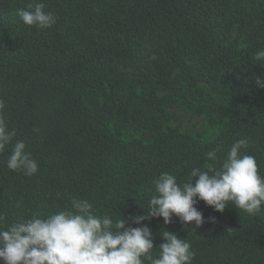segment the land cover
I'll list each match as a JSON object with an SVG mask.
<instances>
[{"label":"trees","instance_id":"1","mask_svg":"<svg viewBox=\"0 0 264 264\" xmlns=\"http://www.w3.org/2000/svg\"><path fill=\"white\" fill-rule=\"evenodd\" d=\"M36 2L51 28L20 20ZM258 50L264 0H0V117L16 133L0 152V227L75 211L78 197L97 216L146 224L154 257L167 230L190 243L191 264H264V205L220 213L197 198L199 228L131 220L162 173L189 182L208 151L221 148L219 168L241 138L264 177ZM17 140L38 163L32 176L7 168Z\"/></svg>","mask_w":264,"mask_h":264},{"label":"clouds","instance_id":"2","mask_svg":"<svg viewBox=\"0 0 264 264\" xmlns=\"http://www.w3.org/2000/svg\"><path fill=\"white\" fill-rule=\"evenodd\" d=\"M44 8L40 2L29 4L27 10H18V16L27 26L51 28L56 18ZM255 58L264 62V50H258ZM255 82L264 88L260 77ZM3 106L0 101V109ZM15 135L0 117V152L12 143ZM247 145L246 138L235 141L219 168L215 162L221 148L208 151L206 158L211 163L204 168H193L190 174L193 179L183 184H178L174 175L162 173L153 182L155 194L148 211L141 206L144 214L132 217V223L142 225L146 220L162 217L165 224H170L176 216L182 223L199 228L205 221L196 207L197 198L220 213L229 206L248 214L259 213L264 205V177L258 172L255 157L242 153ZM6 163L8 169L23 171L28 176L38 172V163L26 151L22 140L14 143ZM71 206L75 211H60L45 218L33 216L7 228L0 227V261L3 264H145V261L191 264L195 256L187 239L163 230L160 235L165 242L154 257L153 234L146 224L129 228L123 217L114 220L107 215L97 216L91 203L78 197L72 198ZM4 220L0 215V224Z\"/></svg>","mask_w":264,"mask_h":264}]
</instances>
